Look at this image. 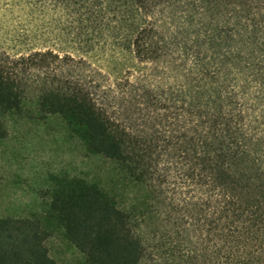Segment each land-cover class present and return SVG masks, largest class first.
Listing matches in <instances>:
<instances>
[{
  "label": "trees",
  "instance_id": "obj_1",
  "mask_svg": "<svg viewBox=\"0 0 264 264\" xmlns=\"http://www.w3.org/2000/svg\"><path fill=\"white\" fill-rule=\"evenodd\" d=\"M87 1L151 71L101 93L83 57L0 49V141L34 105L140 193L55 179L43 215L0 218V264H58L56 228L84 264H264V0Z\"/></svg>",
  "mask_w": 264,
  "mask_h": 264
},
{
  "label": "rangeland",
  "instance_id": "obj_2",
  "mask_svg": "<svg viewBox=\"0 0 264 264\" xmlns=\"http://www.w3.org/2000/svg\"><path fill=\"white\" fill-rule=\"evenodd\" d=\"M113 20L105 5L87 0H71L64 8L54 7L53 0H0V49L67 51L84 58L85 74L101 93L118 89L129 68L134 76L152 67L136 65L115 45ZM6 127L7 137L0 141V218L43 215L55 179L64 176L84 177L121 198L140 193L111 163L86 154L61 119L40 115L34 105L8 115ZM46 245L58 264H84L63 229H54Z\"/></svg>",
  "mask_w": 264,
  "mask_h": 264
}]
</instances>
